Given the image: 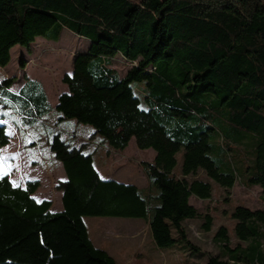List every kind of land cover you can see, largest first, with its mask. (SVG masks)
Segmentation results:
<instances>
[{
  "label": "trees",
  "instance_id": "16d2710c",
  "mask_svg": "<svg viewBox=\"0 0 264 264\" xmlns=\"http://www.w3.org/2000/svg\"><path fill=\"white\" fill-rule=\"evenodd\" d=\"M65 29L87 47L64 75L56 106L40 81L14 90L8 77L1 108L19 111L23 129L57 112L59 121L89 125L110 149L132 139L153 149L144 163L150 188L103 178L93 141L73 145L54 128L49 148L66 174L57 184L63 208L33 196L38 180L16 187L0 177V264H118L94 244L89 216L144 219L159 248L199 252L184 225L201 217L193 197L209 200L213 182L229 191L242 179L264 198V0H0V67L15 46L59 41ZM118 57L128 64L124 75L114 68ZM1 120L0 149L10 143ZM232 216L247 245L229 248L222 227L226 249L206 264H264V209L237 206ZM212 225L205 214L204 228Z\"/></svg>",
  "mask_w": 264,
  "mask_h": 264
},
{
  "label": "rangeland",
  "instance_id": "374dc122",
  "mask_svg": "<svg viewBox=\"0 0 264 264\" xmlns=\"http://www.w3.org/2000/svg\"><path fill=\"white\" fill-rule=\"evenodd\" d=\"M86 47V40L68 29L64 30L59 41L38 38L29 50L15 46L11 50L10 64L5 68L0 67V81L13 77L16 80L14 90H18L26 79L40 81L49 102L55 107L59 96L67 91V85L63 83L64 75L72 71L76 54ZM22 61H25V67ZM114 68L124 75L128 64L118 57L114 61ZM19 116V111L1 108L0 104L1 124L7 126L10 136L9 145L0 149V177L8 176L16 187H25L28 181L38 180L40 187L33 196L39 201H52V210L60 211L63 208L62 192L57 189V184L66 179L62 163L53 159L49 148L54 128L63 131L73 145L93 141L91 149L97 147L95 165L103 178L135 184L148 192L150 182L144 163L154 160L156 153L153 149H139L134 139L124 150L110 149L90 136L92 128L89 125L79 124L73 119L59 121L57 112L42 116L35 125H26L27 130L17 125ZM67 129L77 133V136L71 137L65 132ZM177 158L176 170H179L182 151ZM213 185L211 199H191L201 212V217L184 224L190 241L199 248V252L180 247L159 248L144 219L109 216H89L84 219L94 244L104 248L118 264H206L209 255L223 254L226 249L217 239L222 227L227 230L229 248L247 245L235 232L237 220L232 213L237 206L264 209L263 192L259 186H247L242 179L237 180L229 191L215 182ZM153 190L158 193L157 188L153 187ZM207 213L213 217L210 231L204 228V215ZM225 258L228 259L227 256Z\"/></svg>",
  "mask_w": 264,
  "mask_h": 264
},
{
  "label": "crops",
  "instance_id": "0c3cea01",
  "mask_svg": "<svg viewBox=\"0 0 264 264\" xmlns=\"http://www.w3.org/2000/svg\"><path fill=\"white\" fill-rule=\"evenodd\" d=\"M38 200V199H37ZM39 201V200H38Z\"/></svg>",
  "mask_w": 264,
  "mask_h": 264
}]
</instances>
